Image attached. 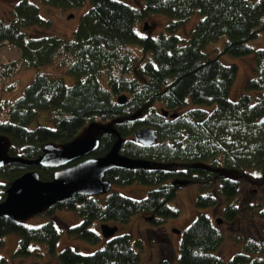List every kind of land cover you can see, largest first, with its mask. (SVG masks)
Listing matches in <instances>:
<instances>
[{
	"label": "trees",
	"instance_id": "trees-1",
	"mask_svg": "<svg viewBox=\"0 0 264 264\" xmlns=\"http://www.w3.org/2000/svg\"><path fill=\"white\" fill-rule=\"evenodd\" d=\"M40 1L63 9L86 2ZM145 1V10L172 18L167 32L158 36L139 34L135 24L144 10L121 0H90L72 37L52 34L26 38L25 27L50 22L31 0H18L11 17L0 18V44H13L20 52L18 58L0 63V86L20 67L45 66L59 58L75 79L67 85L62 77L37 73L18 97L0 96V138L6 141L9 157L0 166V200L12 180L26 170L35 169L42 179H51L56 168L28 160L40 157L49 143L61 146L79 137L82 127L97 121L109 125L106 129L98 126L100 145L90 155L105 154L122 137V154L148 162L146 167L107 171L105 176L112 185L138 181L155 186L141 198L117 190L104 200L98 195L76 194L45 208L48 219L34 226L22 219L0 216V246L4 235L14 232L20 236L18 255L31 254L32 241L45 242L49 252L55 253L61 233L54 221L57 209L76 211L83 220L68 226L67 232L93 243L100 239L99 233L90 228L95 219L102 223L126 222L136 213H146L155 224H162L179 214L169 205L180 187L174 182L176 178L199 183L196 205L200 208L215 206L224 197V219L230 221L240 212L237 196L241 185L250 179L264 184V124L259 122L264 114V47L253 49L249 44L264 28V0ZM196 10L202 17L184 39L175 31ZM222 35L227 37L222 53L254 54L253 75L237 100L228 97L237 64L224 63L203 48ZM130 44H139L150 55L138 57ZM14 87L10 84L6 89ZM121 94L126 95L124 102L119 101ZM156 104H160L159 109ZM162 108L177 115H165ZM40 109L47 110L54 125L29 128ZM143 125L154 127L156 143L136 141L134 132ZM260 215L264 216V207ZM235 238L243 239L244 251L228 258L213 253L223 239L222 231L210 215L199 212L183 233L180 264L264 263V237ZM105 239V245L91 253L65 246L59 252L60 263L140 264L129 233L116 231ZM3 261L5 257L0 256V263ZM160 264L170 262L162 258Z\"/></svg>",
	"mask_w": 264,
	"mask_h": 264
},
{
	"label": "rangeland",
	"instance_id": "rangeland-1",
	"mask_svg": "<svg viewBox=\"0 0 264 264\" xmlns=\"http://www.w3.org/2000/svg\"><path fill=\"white\" fill-rule=\"evenodd\" d=\"M18 0H0V18L8 20L11 17V11ZM40 7V12L45 19L50 22L47 25H34L25 27L26 38L47 36L58 34L66 37H72L77 28L81 15L89 8L90 0L79 6L70 9H63L57 6L44 4L40 0H31ZM141 10L144 15L140 17L135 29L141 35L158 36L162 32L168 31V24L171 17L162 12H151L145 10V0H121ZM258 1V0H249ZM72 14V16H71ZM202 14L196 10L187 18L177 29L176 33L187 39L195 27ZM145 22L150 24L145 29ZM226 35L211 41L203 48L211 56H218L224 63H235L238 66L236 77L228 92L231 100H237L246 92V82L253 75L254 54L253 52L244 55H235L231 53H222L221 48L226 39ZM253 49L264 47V28L260 35L249 41ZM132 52L138 57L149 56L150 52H145L139 44L129 45ZM19 49L10 43L0 44V63L18 58ZM62 59L59 58L56 63L39 67H20L19 70L10 78L3 80L0 86V96L14 99L22 94L24 87L32 80L37 73H47L52 77H62L67 85H72L75 81L65 67L61 66ZM15 84V87L9 91L6 87ZM4 87V88H3ZM253 94V92H250ZM191 104V103H190ZM159 109L160 104H156ZM188 106L184 107L186 109ZM181 110V109H180ZM108 126L109 122L97 121L92 125L90 133L97 135L99 125ZM38 125H54V122L48 119L47 110L40 109L36 117L29 123V128ZM89 125H85L79 132L80 136H85ZM6 147V141L4 142ZM6 153V151H5ZM154 185L143 184L138 181L130 184H113L107 192L97 194L102 200L112 191L117 190L133 198L145 197L148 191L154 188ZM199 191V183L190 180L187 184L180 185L176 195L169 201V205L179 210L177 216L166 219L162 224H155L149 214L136 213L126 222H108L118 226L117 233H129L131 235L132 246L139 252L140 264H160L162 258L169 260L170 264H180L181 240L185 229L194 221L199 212H205L216 222L217 218H222V222L217 223L222 231L223 239L220 245L212 252L224 258H228L236 252L244 251L243 239L237 240L235 237L244 235L251 238L260 239L264 237V216L260 215V210L264 207V184L259 179H250L241 185L238 193V202L241 208L238 216L233 220L224 219L225 198L221 197L219 203L215 206L200 208L196 205V196ZM48 219L47 212L32 214L24 219L27 225H38ZM83 220V218L74 210L57 209L55 212V223L60 228L61 233L57 241L55 253H50L47 244L42 241H32L30 249L32 253L27 256H21L16 253L20 236L17 233H7L4 235L3 245L0 246V256L5 257V261L0 264H61L59 261V252L65 246L76 247L80 252L91 253L105 245V236L101 231V223L95 219L90 223V228L100 235V239L93 243L84 240L76 235L69 234L67 227ZM263 255V254H261ZM260 255V256H261ZM80 264V263H77ZM264 264V263H262Z\"/></svg>",
	"mask_w": 264,
	"mask_h": 264
},
{
	"label": "water",
	"instance_id": "water-1",
	"mask_svg": "<svg viewBox=\"0 0 264 264\" xmlns=\"http://www.w3.org/2000/svg\"><path fill=\"white\" fill-rule=\"evenodd\" d=\"M150 24L145 22L144 28ZM126 100V95L121 94L120 102ZM165 115H177L175 112L162 108ZM138 112L135 115H139ZM264 124V114L259 119ZM96 125V124H95ZM85 136L77 137L61 146L49 143L44 146V153L29 163L45 167H53L56 170L51 179H42L35 169H29L17 176L6 190V196L0 200V216L24 219L32 214L43 211L48 206L71 199L76 194L97 195L107 192L112 187V182L105 176L106 172L113 168L146 167L145 159L134 158L122 154L119 150L122 137L115 142L112 148L101 156L90 155L100 145L97 135L90 133V128ZM100 128H108L99 125ZM136 141L142 144H153L158 141V134L154 127L143 125L134 132ZM9 157L5 153L3 138H0V166ZM73 161H76L72 163ZM175 183L184 185L189 179L176 178ZM217 223L222 218L216 219ZM118 226L107 222L101 223L102 234L108 238L113 236Z\"/></svg>",
	"mask_w": 264,
	"mask_h": 264
},
{
	"label": "bare ground",
	"instance_id": "bare-ground-1",
	"mask_svg": "<svg viewBox=\"0 0 264 264\" xmlns=\"http://www.w3.org/2000/svg\"><path fill=\"white\" fill-rule=\"evenodd\" d=\"M108 223V222H107Z\"/></svg>",
	"mask_w": 264,
	"mask_h": 264
}]
</instances>
